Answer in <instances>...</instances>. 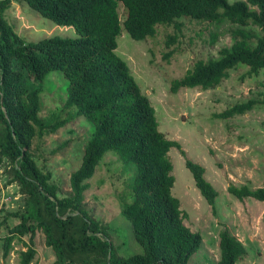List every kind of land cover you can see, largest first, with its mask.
<instances>
[{
    "label": "trees",
    "instance_id": "obj_1",
    "mask_svg": "<svg viewBox=\"0 0 264 264\" xmlns=\"http://www.w3.org/2000/svg\"><path fill=\"white\" fill-rule=\"evenodd\" d=\"M12 2L27 4L56 25L73 27L76 36L24 41L4 15ZM182 17L240 27L233 31L234 42L219 48L215 59H197L183 76L173 79V91L213 88L238 64L246 67L248 76L264 71V0H0V165L6 182L15 183L20 193L15 207L0 208L3 257L12 250L14 239L28 236L25 249L18 251V264H31L40 231L53 253L51 264H188L202 236L184 223L186 214L171 192L174 176L168 152L180 149V144L160 130L149 97L115 51L121 29L141 40L153 37L157 24L180 31ZM248 24L257 26L260 35L245 30ZM178 35H166L167 48ZM173 51L170 48L164 58ZM52 70L61 71L67 80L63 107L74 108L92 127L65 194L30 151L36 133L53 132L66 122L55 111L53 123L40 115L42 81ZM255 106H264V92L256 99L234 103L218 116L243 114ZM108 151L116 152L132 169L128 196L119 210L130 222L142 252L126 257L114 252L106 225L84 208L88 181ZM184 163L214 211L218 192L206 179L204 167L190 159ZM226 190L238 200L264 202V183L254 188L229 184ZM262 220L264 224V214ZM218 250L215 264H236L246 248L224 227L218 232Z\"/></svg>",
    "mask_w": 264,
    "mask_h": 264
},
{
    "label": "rangeland",
    "instance_id": "obj_2",
    "mask_svg": "<svg viewBox=\"0 0 264 264\" xmlns=\"http://www.w3.org/2000/svg\"><path fill=\"white\" fill-rule=\"evenodd\" d=\"M4 15L24 41H37L51 35L76 36L73 27L54 24L23 2H12ZM180 20L183 23L180 31L172 25L157 24L155 35L141 40L131 38L121 29L115 51L127 62L141 91L149 97L160 130L180 144V149L173 147L168 152L174 176L171 192L180 200L186 214L184 223L202 236V243L188 264H215L219 257L218 232L224 227L246 248L236 264H264V202L252 198L238 200L226 190L229 184H247L254 188L264 183V106L230 117L218 116L234 103L258 98L264 92V71L248 76L246 67L238 64L237 68L229 70L228 78L213 88L180 87L173 91V79L183 76L197 59H215L219 48L234 42L237 37L233 31L240 27L229 22L217 25L184 17ZM243 28L260 35L255 25ZM176 32L177 41L167 48L166 35ZM250 44L253 46L255 39L250 40ZM170 48L174 51L164 58ZM66 87L67 80L61 71L46 74L40 94V115L53 123L52 112L55 111L57 117L65 118L66 122L53 132L36 133L30 147L38 166L51 171L61 194L69 190V175L79 166L92 131L90 122L76 115L74 108L63 107ZM185 159L201 164L206 179L217 190L214 211L194 185ZM131 175L132 169L117 153L108 151L89 179L84 194V208L106 225L114 252L124 257L142 252L130 222L119 210L122 200L128 196ZM6 179L0 165V208H13L20 193L18 186L8 184ZM27 241L28 236L14 239L6 257L2 255L0 242V264H18V251L25 249L23 242ZM35 247L36 255L31 264H51L53 253L45 245L40 231L35 237Z\"/></svg>",
    "mask_w": 264,
    "mask_h": 264
},
{
    "label": "water",
    "instance_id": "obj_3",
    "mask_svg": "<svg viewBox=\"0 0 264 264\" xmlns=\"http://www.w3.org/2000/svg\"><path fill=\"white\" fill-rule=\"evenodd\" d=\"M183 119V118H182Z\"/></svg>",
    "mask_w": 264,
    "mask_h": 264
}]
</instances>
